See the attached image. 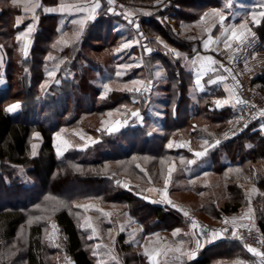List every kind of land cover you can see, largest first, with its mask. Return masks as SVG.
<instances>
[{
  "label": "trees",
  "instance_id": "obj_1",
  "mask_svg": "<svg viewBox=\"0 0 264 264\" xmlns=\"http://www.w3.org/2000/svg\"><path fill=\"white\" fill-rule=\"evenodd\" d=\"M9 1L0 0V79L4 81V85L0 84V204L4 202L0 206V264H67V261L63 262L65 258L69 264L72 261L94 264L83 243V236L88 235L89 230H83L82 221L76 216L82 210L74 208L77 202L87 201H99L118 211L117 208H121L140 225L146 236L185 225L187 220L183 210L196 220L220 224L225 218L236 217L243 206L249 205L256 216L254 227L264 239V115L248 124L237 138L217 143L219 128L231 123L237 110L218 108L215 102L220 96L216 93L203 95L197 102L191 100L188 96L190 83L182 77L179 61L166 55L145 53L144 43L151 48H161L159 42L150 40L152 37L189 56L196 52L195 46L187 45L185 32L177 39L159 20L167 13L162 8L169 0H114L112 4L100 0V11L86 25L80 39L69 47L71 57L46 85V59L59 50L57 43L61 33L58 30L60 18L46 14L44 10L59 5L60 0H40L38 19L25 20L19 26L16 21L23 6H13ZM192 1V7H195L196 1ZM116 4L125 6L122 14L129 19L147 15V20L140 22L143 37H139L122 17L109 13ZM196 17L187 15L185 23L191 25ZM30 22H35V30L23 42L28 45L25 56L13 43V38ZM117 23L126 27L124 36L130 43L129 51L134 43L140 49L139 61L127 63L133 67L130 66L125 77L133 78L145 71L146 84H151L150 95L157 66L167 77V90L161 99L163 104L160 102L165 136L163 139L155 137L142 126L129 127L117 134L116 140H110L106 133L100 132V140L93 146L69 150L58 159L54 135L60 128L83 126L92 118L100 121L126 101L123 96L138 97L142 101L141 118L145 119V106L149 100L140 97L137 88L110 90L108 98L104 99L94 86L98 61L93 55L109 51V39ZM252 31L257 42L247 46V54L264 53V17L258 25L252 26ZM118 59L125 60L115 57V61ZM134 63L144 66L137 67ZM253 87L264 99V68ZM13 104H19V108L6 111ZM36 133L41 137V146L38 154L32 157L31 143ZM193 142H204L200 148V153H205L202 157L196 155ZM170 143L172 147H169ZM170 162L176 164L171 182L177 180V183L186 184L178 189L170 182V193L192 194L200 198L199 207L161 206L141 198L138 191L134 193L120 187L121 174L139 179L143 184L159 182L162 170L166 171V164ZM110 165L116 167L111 170ZM12 167L23 169L29 182L23 183L21 178L24 176ZM247 185L251 191L245 195L243 188ZM71 187L78 191L64 192ZM253 189L256 192L253 193ZM11 198L14 201H10ZM31 219L35 223H29ZM50 219L54 220L60 237L58 247H49L44 240ZM28 223L30 225L24 231ZM231 233L232 230L222 235L218 244L244 246ZM124 241V236L115 240L119 253L125 255L123 264H152ZM246 250L256 260L255 255ZM55 257L59 258L53 261ZM215 259L220 257L214 258L204 249L190 264H213Z\"/></svg>",
  "mask_w": 264,
  "mask_h": 264
},
{
  "label": "rangeland",
  "instance_id": "obj_2",
  "mask_svg": "<svg viewBox=\"0 0 264 264\" xmlns=\"http://www.w3.org/2000/svg\"><path fill=\"white\" fill-rule=\"evenodd\" d=\"M122 30V29H121ZM79 36L81 34V31L78 32ZM28 34V35H27ZM25 36H23L20 40H17V45L19 47V50L22 52V46L25 41L26 36H30L31 34L27 33ZM121 37L119 36V42L120 45L117 50H114V52L119 53V51H129L130 43L126 41V38L124 36V32H119ZM17 36V35H16ZM25 37V38H24ZM65 38V35L63 36ZM71 39L68 38V41H70V46H72L74 43H76L79 40V37L77 38L76 35L72 34V36H69ZM24 38V39H23ZM62 39V33L60 36L59 42H61ZM23 40V41H22ZM58 42V43H59ZM63 42V40H62ZM128 42V43H127ZM57 43V44H58ZM66 43V42H64ZM61 44V43H59ZM111 43H108L110 45ZM121 44H123L121 46ZM66 45V44H64ZM124 45H127V47H124ZM56 50L49 54V56L46 59L45 63V72L46 77L44 81V85L50 83L57 72L60 70V68L64 65L65 62L71 57L72 53L68 50ZM109 47V46H108ZM125 51V53H126ZM155 51H159L158 49H155ZM20 52V51H19ZM102 54V53H101ZM1 55V52H0ZM105 57L102 59V57ZM93 55L94 58L98 61L97 70L94 80V86L99 91V95L101 94V98L104 97V99L108 98V93L110 90H122V89H131V88H137L139 90H142L139 92L140 97L145 98V100H149V103L145 106L146 111L145 112V119H142L141 116L143 115L142 111H140V107L143 108L141 105L142 101L139 100L138 97L134 98L133 96L129 99L126 96H123V98L126 100L125 102L120 103L118 107L115 109L109 111L106 116H104L100 121L96 118H92L89 121L86 122L85 125L81 126H74V127H62L58 130V132L54 135V148L56 151V155L58 159H61L66 152L69 150H82L86 149L89 146H93L95 143H97L100 140V132L106 133V135L110 138V140H116L119 138L117 134H121L124 131L130 129H134L137 127L142 126L143 128L147 129L149 134L155 135V137H158L160 139H163L165 136V130L162 128V120H163V114L161 113V110H163L161 99H163L165 93H160L157 95L155 92H152L151 95L149 91H145V87H147V84L145 85V79H138L136 76L135 80L137 81H143V84L140 83H131L126 85L125 82H123L125 75L127 74V70L131 67H133L127 61V59H131V55L129 53L127 55H119L120 59H124V61H120L119 59L117 61H112L109 58L108 53H105L103 55ZM99 58H101L99 62ZM135 65L141 66V63H136ZM144 66V65H142ZM162 71V69L159 67L155 70V75L157 72ZM51 73V75H50ZM117 73H120V75H117ZM164 74V71H162ZM1 75V70H0ZM157 76V75H156ZM112 80V81H110ZM145 80V81H144ZM163 85H165V82H162ZM0 84L4 85V81L0 79ZM105 85H107V91L105 89ZM99 88V89H98ZM129 94V93H127ZM145 95V96H144ZM261 96V95H260ZM121 100H122V96ZM96 99V97H94ZM162 104H161V103ZM138 113V115L134 116L133 113ZM111 113V115H109ZM144 117V116H143ZM144 120V121H143ZM127 121V123H125ZM97 127L99 128L97 130ZM114 129L112 131H109L108 129ZM36 133L32 138L31 143V156L35 157L38 154L39 148L41 146V137L40 135ZM65 142H67L65 144ZM199 142H193V148L197 153H200L201 147L204 145ZM35 145V149L33 146ZM58 149L60 152H62V155H58ZM91 149V147L89 148ZM33 151H35V155H33ZM100 153L103 152V150L99 151ZM202 156V155H201ZM200 156V157H201ZM175 162H170L166 164V171L161 172L162 179L160 178V181L157 182H149V184H143V181L141 180H133L130 178L127 174H121L120 177V187L122 189L132 191L134 193L139 192V196L143 199L149 200L150 202H157L159 205H175L182 204L183 206L189 205L192 207H199L201 202L200 198L193 196L192 194H184V193H170L171 187L170 182L172 179V172L175 170ZM116 166L110 165V169L113 170ZM13 169L17 170V173L20 176H24L22 179V182H29V180H26L25 178V172L23 169L19 167H12ZM169 169H172L171 174L169 175ZM161 171V170H160ZM169 180V183L167 187H165V180ZM25 181V182H24ZM174 183L173 181L171 182ZM183 183H174V188L182 189L184 188ZM249 186V185H247ZM78 191L74 188H68L65 189L64 192L67 194L73 193ZM251 191V187H250ZM165 192L167 193V200H170L172 203L169 204L165 200ZM143 195V196H142ZM10 201H14V198H11ZM4 202L0 204V206H3ZM156 204V203H155ZM74 208L82 210V213L77 214V218H80L82 221V228L83 230L88 232V235L85 234L83 236V243L86 251L90 254V257H92L94 264H101V263H110V261H113L114 259H111L113 257L114 251L117 252V258L116 260L118 263L123 264V259L125 258V255L123 256L119 252L118 245L115 246V240L119 238L120 236H124L126 245L133 246L135 253L142 254L151 261L153 264V261L150 260V257H153L155 260V264H182V256L185 255L189 251V245L193 242V247L196 249V256L200 257L201 253L204 249H206V243H203L202 241H199L200 247L197 248V242L198 240H195V234L197 235L195 231L194 221L196 218L184 215L186 212L185 210L181 211L183 216H185V220H187L186 224L183 225L180 228H176L174 230H171L169 232L163 231L159 232L160 234H157L155 237L152 236H146L140 227L129 215L125 212L121 211V208H117L118 210H114L115 207H111L110 205H105L99 201H87L85 203L77 202L74 206ZM252 209L253 207L250 206ZM107 214V215H106ZM239 214V212H238ZM31 223H35L33 219H31ZM204 220V219H203ZM50 228L45 231L44 234V240L47 242V245L49 244V247L57 245L59 242L60 237H58V231L55 229L54 220L50 219ZM206 221V220H204ZM207 223H211L206 221ZM30 223V222H29ZM27 224L24 226V231L27 226L30 224ZM91 224V227H88V224ZM251 223L253 225H256V216L254 213V208L252 210V217H251ZM215 224V223H212ZM95 229V232L93 231ZM176 230H179L178 234L173 235ZM84 235V234H83ZM198 236V235H197ZM212 240V239H211ZM57 247V246H56ZM118 248V250L116 249ZM179 248L180 251H174L175 249ZM169 249H172V251H169ZM114 250V251H113ZM194 250V249H193ZM122 255V256H121ZM107 257L105 262H101L100 259ZM59 257H55L53 261L58 260ZM234 259V258H229ZM222 259H215L213 264H222L227 263L228 261H221ZM69 264L68 259L65 258V261L63 262ZM221 261V262H219ZM64 264V263H63ZM72 264V263H71Z\"/></svg>",
  "mask_w": 264,
  "mask_h": 264
},
{
  "label": "crops",
  "instance_id": "obj_3",
  "mask_svg": "<svg viewBox=\"0 0 264 264\" xmlns=\"http://www.w3.org/2000/svg\"><path fill=\"white\" fill-rule=\"evenodd\" d=\"M196 1V8L192 7V0H169L166 2H171L173 4L172 10H167L163 7V10H166L167 13L159 17V20L162 21L170 30V32L175 36L177 39H180L182 35H186L187 45H193L196 48V52L189 56L183 51L181 52L178 49L170 48L167 44H164L160 39L158 40L155 37H152L151 41H156L157 43L161 44V48L159 47H149L152 50V54H160L166 55L167 57L174 59L176 58L179 63L180 67L183 70V78L185 77L189 83V98L195 102H197L201 96L203 95H211V94H219L220 101H226L221 106H217L218 108H233L235 110L239 109V103H237V99H239L237 92L235 89L230 87L227 83V78L222 70L218 67L217 63L211 64L207 61L206 57H211L212 60L216 61V55L220 52L231 51L238 47H245L256 45L257 38L255 37L252 26L258 25L262 18L264 17V0H195ZM40 0H20V5L24 6L25 3H36L40 6ZM12 3V0L9 1ZM96 3H99V8L96 9L94 13L91 12V8ZM123 6L121 4H116V6ZM61 6H64L65 10L61 11ZM76 6V7H72ZM124 10H125V6ZM23 8V7H22ZM21 10L23 11V9ZM38 8H35V19L32 13L25 14L24 11L22 12L20 17H23L22 24L25 20L29 19H38L37 11ZM77 8L85 9V10H77ZM46 9H54L52 11H45ZM44 13L49 15H56L59 19V26L58 30L62 33L61 44L58 43V49H67L71 44L68 41V38L71 39L69 36L72 34L76 35L78 32L81 31V25L79 21L83 20V30L79 36L83 34V31L86 25L91 22L97 15V13L101 9L100 0H60L59 5L51 8H46ZM219 12L223 17V21L220 20V16L213 15V12ZM1 13V8H0ZM189 14L196 15V20L192 19L193 22L191 25L185 23V17ZM207 14V15H206ZM92 16L93 18L88 19L87 17ZM147 17V15H144ZM105 17H107L105 15ZM76 21V23H74ZM29 25H34L35 30V22H30L26 25L24 30H21L16 33L18 36L21 33H27V29ZM243 26V27H242ZM122 29V30H121ZM126 27L121 23H117L113 32L111 33L109 43V51H104L99 53L103 55L108 53L110 60L115 63V57H119V55H131V59H127V61H139L140 58V49L137 44L131 45L130 51H119V53L114 52L117 50L120 43L119 42V32L123 31L124 33ZM34 30L29 33L32 34ZM227 30V31H226ZM235 30L237 35L243 33L242 41H237L235 39H230L232 36V31ZM185 32V33H184ZM192 34V35H190ZM13 38V43L17 45V36ZM28 35V34H27ZM65 35V38L63 37ZM77 36V35H76ZM29 36H26V38ZM25 38V37H24ZM23 38V39H24ZM25 38V39H26ZM63 40V42H62ZM23 41V40H22ZM66 42V43H64ZM207 42V47H205V43ZM23 43V42H22ZM128 43V42H127ZM66 44V45H64ZM123 44H121L122 46ZM163 45V46H162ZM228 45V46H226ZM23 49V46H22ZM158 49L159 51H155ZM160 52V53H158ZM174 53H179V56L174 55ZM151 55V54H150ZM102 57V56H100ZM105 57H102V59ZM101 58H99L100 62ZM195 62V63H193ZM136 64V63H134ZM203 64V69L201 65ZM133 65V64H131ZM160 66H157V69ZM161 74L159 76H155L154 82L152 83V92H155L157 95L160 93H166L167 90V77L162 71H159ZM202 73V74H201ZM127 75V74H126ZM199 75L200 84L197 86L196 80ZM138 79H145L146 73L145 71H141L136 75ZM136 77L133 78H124L123 82L126 85L133 83ZM221 77L223 79H221ZM112 81V80H111ZM145 81V80H144ZM215 81V83L210 82ZM162 82H165L163 85ZM147 80L145 81V85ZM132 89V88H131ZM142 90H139L141 92ZM264 128V125L263 127ZM202 157V156H201ZM200 158V156H199ZM157 234L155 233L151 235L155 237ZM220 237L213 239L212 237L209 238H200L195 234V240L202 241L206 243V249L208 252L215 258L220 257L221 261H228L227 263L222 264H258L253 257L248 254L246 248L241 246L240 244H218V240ZM212 239V240H211ZM195 243V242H193ZM193 243L189 245V251L182 256V264H190L192 261L196 260L198 257L195 255L193 259L188 258V253L192 251H196L193 247ZM194 249V250H193ZM114 251V250H113ZM114 254L117 256V252L114 251ZM113 254L110 263L106 264H121L118 263L116 260L117 258ZM197 254V253H196ZM233 254V255H232ZM216 255V256H214ZM209 256V254H208ZM118 257V256H117ZM107 257L100 259L101 262H105ZM234 258V259H228ZM219 261V262H221ZM74 262V261H72ZM71 262V263H72ZM70 263V264H71ZM75 263V262H74ZM105 264V263H101Z\"/></svg>",
  "mask_w": 264,
  "mask_h": 264
},
{
  "label": "built area",
  "instance_id": "obj_4",
  "mask_svg": "<svg viewBox=\"0 0 264 264\" xmlns=\"http://www.w3.org/2000/svg\"><path fill=\"white\" fill-rule=\"evenodd\" d=\"M116 8L120 11L124 10V7L120 5ZM165 8L170 11L173 9V4L171 2H166ZM132 20L134 23H140L147 20V17L144 15H136ZM247 53L248 49L241 46L231 51L220 52L216 55L217 65L225 72L228 85L236 90L240 100L247 102L239 103V109L237 110L234 120L219 128L217 132L218 144L226 143L237 138L246 130L248 124L263 116L260 113L264 110V99L253 86L258 74L264 68V53L254 52L251 55ZM249 192L250 186H245L243 188V193L248 195ZM249 208V205L243 206L239 210V214L234 217L237 218L238 224L243 223L248 226L247 228H238V239L244 246L250 245L258 251L264 252V244L260 243L261 240H264L263 236L254 227L253 223H251V219H239L248 213ZM250 216L252 217V212ZM232 219H229V221L231 222ZM194 223L196 225L195 231L201 238L211 237L213 231L220 232V236H222L228 231L233 230L231 223L228 225H225L223 222L220 224H212L202 220L194 221ZM226 227L228 231L224 232L223 229ZM249 228H251V231L248 230ZM255 257L257 263L261 264L260 258L257 256Z\"/></svg>",
  "mask_w": 264,
  "mask_h": 264
},
{
  "label": "snow or ice",
  "instance_id": "obj_5",
  "mask_svg": "<svg viewBox=\"0 0 264 264\" xmlns=\"http://www.w3.org/2000/svg\"><path fill=\"white\" fill-rule=\"evenodd\" d=\"M113 2H114V0H108V3H109V4H112ZM12 3H13V6H20V0H12ZM99 6H100L99 3H96L95 5H93L92 8H91V12L94 13V12L96 11V9L99 8ZM37 7H39V5L36 4V3H25L24 6H23V11H24L25 14L32 13V14H33V17H34V19H35V15H34V13H35V8H37ZM72 7H76V6H72ZM52 10H54V9H46L45 11H52ZM60 10H61V11H64V10H65L64 6H61ZM77 10L79 11V10H85V9L77 8ZM206 15H207V14H206ZM213 15L220 16V20H221V21H223V19H224V17H223L219 12H215V11H214V12H213ZM262 15H264V14H262ZM87 18H88V19H91V18H93V17L90 15V16L87 17ZM22 19H23V17H17V21H16L17 26H19V24L22 22ZM130 22H131V21H130ZM74 23H76V21H74ZM79 23H80V25H81V31H82V30H83V23H84V21L81 20V21H79ZM242 27H243V26H242ZM33 30H34V25H29V27H28V29H27V33H31ZM226 31H227V30H226ZM27 33H21V34H19V35L17 36V40H20V39H21L23 36H25ZM76 35H77V38H78V37H79V33H77ZM243 35H244L243 33H240L239 35H237L236 31L233 30V31H232V36L230 37V39H235V40H237V41H242V37H243ZM207 46H208V45H207V42H206V43H205V47H207ZM226 46H228V45H226ZM124 47H127V45H124ZM27 49H28V45L25 44V45L23 46V49H22L23 52H24V55H25V56H27V54H28ZM147 51H151V49H147ZM174 55L179 56L180 54H179V53H174ZM205 59H206L207 61H209V63H211V64H215V63H217L216 61L212 60L211 57H206ZM193 63H195V62H193ZM203 67H204V66H203V64H202V65H201V68L203 69ZM226 70H227V69H226ZM160 74H161L160 72H157V73H156L157 76H159ZM201 74H202V73H201ZM50 75H51V73H50ZM117 75H120V73H117ZM221 79H223V78L221 77ZM210 82L215 83V81H210ZM133 83H140V84H143V81H134ZM196 84H197V86H199V84H200L199 75H198V78H197V80H196ZM150 86H151V84H150V82H149V85H148L147 87H145L144 90L147 91L148 88H149ZM105 89H106V91H107V85H105ZM129 91H132V89H129ZM136 91H139V89H136ZM215 103H216L217 106H221L223 103H226V101H220V100H217ZM237 103H247V102H246V101H243V100H240V99H237ZM17 108H19V104H13V105L9 106V107L6 109V111H8V112H13V111H15ZM260 114H261V115H264V110H262ZM109 115H111V113H109ZM133 115L136 116V115H138V113H135V112H134ZM125 123H127V121H125ZM108 130H109V131H112V130H114V129H111V128H110V129H108ZM37 135H38V134H37ZM66 143H67V142H65V144H66ZM205 143H207V141H205ZM217 143H219V141H217ZM169 147H172L171 143L169 144ZM33 148L35 149V145L33 146ZM204 154H205V153L201 152V153H197L196 155H197V156H201V155H204ZM33 155H35V151H33ZM58 155H62V152H60L59 149H58ZM171 171H172V169H169V175L171 174ZM118 183H119V182H118ZM168 183H169V180L166 179V180H165V187H167ZM252 192L254 193V192H256V190L253 189ZM201 195H202V193H201ZM164 196H165V200H166L169 204H171L172 202H171L170 200H167V193H166V192H165ZM173 207H175V205H173ZM251 212H252V209L249 208L248 213H246L245 216H243V217H241V218H239V219H241V220H243V219H251V216H250ZM106 215H107V214H106ZM184 215L187 216L188 213L185 212ZM37 219H38V218H37ZM30 223H31V221H30ZM223 223H224L225 225H228L229 223H231L232 228H233L231 234H232L233 237H236V238H239V236H238V228H247V227H248L247 225H245V224H243V223L238 224V223H237V218H233L231 222H230L227 218H225V219L223 220ZM193 226H194V227L196 226L195 223H194ZM88 227H91V224H90V223L88 224ZM248 230L251 231V228H249ZM93 231L95 232V229H93ZM223 231H224V232H227V231H228V228H227V227L224 228ZM178 232H179V230H176V232H174L173 235L178 234ZM220 235H221V233H220V232H217V231H213V232L211 233V236H212L213 239L218 238ZM260 243H261V244H264V240H261ZM54 246H57V247H58L59 245H54ZM199 247H200V244H199V241H198V242H197V248H199ZM245 247H247L248 251L251 252L253 255H255V256H257V257L260 258V260H261V264H264V252H260V251H258L256 248L251 247L250 245H245ZM169 251H172V249H169ZM174 251H177V252H178V251H180V249L177 248V249H175ZM187 255H188V258H189V259H193V258L195 257V255H196V252H195V251H192V252L188 253ZM150 260H152V261H153V264H155V260H154L153 257H150ZM237 264H240V262H237Z\"/></svg>",
  "mask_w": 264,
  "mask_h": 264
},
{
  "label": "water",
  "instance_id": "obj_6",
  "mask_svg": "<svg viewBox=\"0 0 264 264\" xmlns=\"http://www.w3.org/2000/svg\"><path fill=\"white\" fill-rule=\"evenodd\" d=\"M109 13H110V14H113V15H117V16H119V17H122V20H123V21L127 22L128 25L132 26V28L134 29L135 32H138V33H139V37H143V34L140 33V28H141L140 24L133 23V21H132L131 19H129V18L123 16L122 12L116 10L115 8H111V9H109ZM130 21H131V22H130ZM143 47H144V50H145V53H146V54H148V55L152 54V50H151V51H147V49H151V48L148 47L147 44L144 43V44H143ZM1 166H2V161H1V159H0V168H1ZM72 264H75V263L72 262Z\"/></svg>",
  "mask_w": 264,
  "mask_h": 264
}]
</instances>
